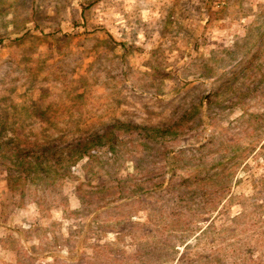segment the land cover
Here are the masks:
<instances>
[{"label":"rangeland","instance_id":"374dc122","mask_svg":"<svg viewBox=\"0 0 264 264\" xmlns=\"http://www.w3.org/2000/svg\"><path fill=\"white\" fill-rule=\"evenodd\" d=\"M0 264H264V0H0Z\"/></svg>","mask_w":264,"mask_h":264},{"label":"trees","instance_id":"16d2710c","mask_svg":"<svg viewBox=\"0 0 264 264\" xmlns=\"http://www.w3.org/2000/svg\"><path fill=\"white\" fill-rule=\"evenodd\" d=\"M123 126L127 127V128H131V129H135V130L136 129L142 130L144 132L143 134L145 136L151 137V138L157 137V136H163V134H165V132L168 130V128H166V127H145V126H137V125H133V124H129V123H126ZM89 141H90L89 139H85V140L82 139V140H78V141H75L74 143H72L71 150L74 152L73 154L75 155V158L68 161L69 163H73L75 159L81 157L84 153L87 152V145L89 144ZM40 161L45 162L42 159ZM24 171H25V169H22V173ZM188 181H189L188 178L180 177L178 184L183 185V184H186ZM166 186H168V182H167Z\"/></svg>","mask_w":264,"mask_h":264}]
</instances>
